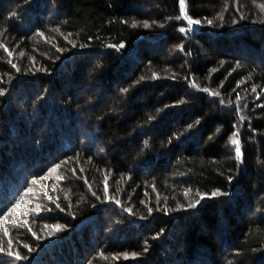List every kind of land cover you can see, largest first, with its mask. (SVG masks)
Wrapping results in <instances>:
<instances>
[{
	"label": "trees",
	"instance_id": "1",
	"mask_svg": "<svg viewBox=\"0 0 264 264\" xmlns=\"http://www.w3.org/2000/svg\"><path fill=\"white\" fill-rule=\"evenodd\" d=\"M186 2L0 0V264H264V0Z\"/></svg>",
	"mask_w": 264,
	"mask_h": 264
},
{
	"label": "snow or ice",
	"instance_id": "2",
	"mask_svg": "<svg viewBox=\"0 0 264 264\" xmlns=\"http://www.w3.org/2000/svg\"><path fill=\"white\" fill-rule=\"evenodd\" d=\"M235 2L238 4V0H235ZM179 5H180V13H181V14H180V16L177 17V19H178V20H184V21L187 22V27H181V28L179 29L180 32H182V33H187V32H189V31L192 30V26H193V25H200V24L202 23L201 20L194 19V18H192V17L188 14V11H187V8H186V0H179ZM237 11H239V7H237ZM218 18H219V19H223L222 14L219 15ZM242 18H243V17H242ZM234 22H235V21H234ZM207 23H208V24H212L213 21H212V20H207ZM149 26H150V25L148 24V22L145 21V22H144V27L147 28V27H149ZM57 31H58V29H57ZM40 35H43V33H40ZM65 39H67V37H65ZM73 46L75 47V44H73ZM85 46H86V45H84V44H81V45H80V47H82V48L85 47ZM0 47H4V45L0 44ZM110 47H113V48H122L123 45H122V44H121V45H110ZM4 50H5V51H8V49H7L6 47L4 48ZM8 54H9V56H11V55H12V52H11V51H8ZM21 55H23V53H21ZM12 66H13L14 68L16 67L15 64H13ZM17 71H19V69H17ZM152 78H153V79L158 78L157 74L153 73ZM143 79H144V77H141V80H143ZM137 83H139V81H137ZM121 91L126 93V92L128 91V89L125 88V89H122ZM203 91L208 92L209 90H208L207 88H205V89H203ZM252 91H253V92H256V89L253 88ZM3 94H4L3 91L0 90V95H3ZM212 94H213V95H217V93H215V92H213ZM240 99H241V97L239 96V94H237V96H236V100H237V102H239ZM221 102L223 103V101H221ZM240 119H241V121H243V120H244V117L241 116ZM191 127H192V126L189 125V128H191ZM233 136H234V137H238V136H239V132L237 131V132L233 133ZM231 143L235 146V152H236V154H237V157H240V156H241V149H240V141H239V139H238V138H237V139H232ZM69 159H73V158H69ZM55 168H56V169H59V168H60V165H56ZM49 171H53V169H50ZM71 171H72V174H73V175L76 174V169H72ZM80 171L82 172L83 169H81ZM44 179H47V177H44ZM229 179H231V177H230ZM35 182H36V181H33V183H35ZM85 182L87 183V181H85ZM88 186H89V188L91 189V185H88ZM55 187H56V186L53 185V189H55ZM104 190H105V192L108 191V188H107V177H105V189H104ZM27 191L31 192L32 189H28ZM190 191H191L190 189L186 190L185 193H184L185 196H187V195L189 194ZM220 194H221V193L219 192V190H217V191H215V192H212L210 195H211L212 197H215V196L220 195ZM225 194H226V193H225ZM45 195H46V193H45ZM93 195H95V193H93ZM198 195H199L200 198H199V199H195V200H193L192 202H190V203L188 204V207H189V208H195L197 205H199V204L201 203V201H202L203 199H205V198H207V197L209 196L208 193H198ZM47 198H48V200H50V201L52 200V197H51V196H48ZM22 199H23V197H21V200H22ZM115 202H116L117 204L120 203L118 200L115 201ZM56 207H57V208H60V205H59V204H56ZM181 207H183V205H182ZM20 210H21V209H20V201H17L15 204L12 205L11 208H8L7 211L3 212V214L0 215V225H3L4 222L12 223L13 221L10 219V217H13L15 214H18V213L20 212ZM63 210H64V209H61V211H63ZM36 211H37V213H39V212H40V209L37 208ZM126 211H128L129 213H131V209H127ZM148 211H149V213L151 214L152 211H153V209H152V208H149ZM22 223H23L25 226H28V225H29V221L26 220V219L23 220ZM44 227H45L46 229H47V228H51V229H53V231L49 232V235H53L55 232H59V231L63 230V227H64V226H61V225H45ZM28 231L31 232V235H32L33 237H35L36 239H40V237L38 236V234H37L35 231H32V229H31L30 226L28 227ZM161 232H163V229H161ZM4 235H5V236L8 235V230H7L6 228L4 229ZM159 235H160V233H157V236L154 237V238H158ZM12 243H13L12 240L9 239V241H8V245H9V247L12 246ZM145 243H147V242H145ZM23 247L26 248V249H28L29 252L32 251V248H31L28 244H24ZM147 250H148L147 247H145L144 251H147ZM3 251H4V248H3L2 246H0V252H3ZM8 254H9V255H13V256H14V259L17 260V261H19V260H27V259H28L27 256H22L19 252H16V253H14V254L11 253V252H9ZM101 255H102V253H101ZM136 255H137L136 253H132V254H131L132 258H134ZM129 258H130L129 255H128L127 253H125V254H124V259H129Z\"/></svg>",
	"mask_w": 264,
	"mask_h": 264
},
{
	"label": "rangeland",
	"instance_id": "3",
	"mask_svg": "<svg viewBox=\"0 0 264 264\" xmlns=\"http://www.w3.org/2000/svg\"><path fill=\"white\" fill-rule=\"evenodd\" d=\"M193 27H197V25H193Z\"/></svg>",
	"mask_w": 264,
	"mask_h": 264
},
{
	"label": "water",
	"instance_id": "4",
	"mask_svg": "<svg viewBox=\"0 0 264 264\" xmlns=\"http://www.w3.org/2000/svg\"><path fill=\"white\" fill-rule=\"evenodd\" d=\"M186 8H187V2H186Z\"/></svg>",
	"mask_w": 264,
	"mask_h": 264
}]
</instances>
